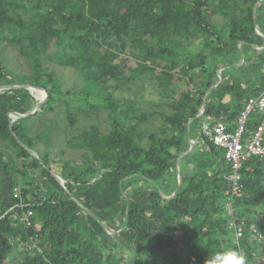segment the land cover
<instances>
[{"label":"trees","instance_id":"trees-1","mask_svg":"<svg viewBox=\"0 0 264 264\" xmlns=\"http://www.w3.org/2000/svg\"><path fill=\"white\" fill-rule=\"evenodd\" d=\"M259 47L264 0H0V86H17L0 89V264H203L226 247L264 264V157L231 196L204 134L264 90ZM158 69L173 81L145 80Z\"/></svg>","mask_w":264,"mask_h":264},{"label":"built area","instance_id":"built-area-1","mask_svg":"<svg viewBox=\"0 0 264 264\" xmlns=\"http://www.w3.org/2000/svg\"><path fill=\"white\" fill-rule=\"evenodd\" d=\"M257 32L263 35L259 31ZM252 112H258L261 121L255 130L249 136H246V124ZM204 134L214 145L223 149L225 159L231 164V172L228 175L231 189L227 190L226 194L240 196L241 184L239 180L243 162L253 156L264 157V90L258 96L246 100L237 117L234 130L229 131L225 122L218 121L213 127L205 128ZM229 203L227 204L228 207ZM30 216H32L31 209H27L21 215L20 220L25 226L30 224ZM241 231L242 224L237 225L236 235L240 236ZM252 231L255 233L257 229L253 228Z\"/></svg>","mask_w":264,"mask_h":264},{"label":"rangeland","instance_id":"rangeland-1","mask_svg":"<svg viewBox=\"0 0 264 264\" xmlns=\"http://www.w3.org/2000/svg\"><path fill=\"white\" fill-rule=\"evenodd\" d=\"M258 49V48H256ZM260 51H254L253 52V56L256 58V59H259L260 57H264V49H258ZM255 59V60H256ZM127 64L131 67H136L137 64L135 62V60L133 59H130L127 61ZM230 71H233L234 75L236 76H240V72L238 71V69L234 66V67H230L229 68ZM254 72V69H251L250 71H247L245 72V76H248V75H251L252 73ZM144 74V78L146 81H151V82H161V83H171L173 81V74L172 75H167L166 72L162 69H158L156 71H146L145 73H142ZM59 75L67 82H71V80L74 78L73 75H72V72L70 69H65V70H61L59 72ZM177 76L175 75L174 79L176 78ZM182 80L178 81L179 83V88L181 89L184 85V82H182ZM36 91V90H35ZM38 93H41V91H36ZM151 97V96H150ZM160 122H156V126L159 125ZM80 156V152L79 151H72L70 149H67L66 150V154H65V157L66 158H69V159H74V158H78ZM0 190L4 191V192H7V182L5 180V177L3 175H0Z\"/></svg>","mask_w":264,"mask_h":264},{"label":"clouds","instance_id":"clouds-1","mask_svg":"<svg viewBox=\"0 0 264 264\" xmlns=\"http://www.w3.org/2000/svg\"><path fill=\"white\" fill-rule=\"evenodd\" d=\"M260 48L263 47L258 49ZM203 264H247V258L241 251L226 247L206 255Z\"/></svg>","mask_w":264,"mask_h":264},{"label":"water","instance_id":"water-1","mask_svg":"<svg viewBox=\"0 0 264 264\" xmlns=\"http://www.w3.org/2000/svg\"><path fill=\"white\" fill-rule=\"evenodd\" d=\"M254 17H255V13H254ZM220 79H221V76H219V81H220ZM20 87H23V88H28V89H31V90H37V91H41L42 93H44V99L42 100V101H39L37 104H36V106H35V108L34 109H36V107H38L45 99H46V96H47V93L44 91V90H42L41 88H37V87H31V86H29V85H22V86H20ZM2 88H17V86H0V89H2ZM205 104H206V95L204 96V106H205ZM34 109L31 111V112H34ZM202 112V111H201ZM27 114H20V113H17V112H13V113H10V116H26ZM10 129L12 130V126L10 125ZM22 145H24L23 143H21ZM190 146H191V148H190V150L194 147V141H190ZM187 152H189V150L188 151H186L185 153H187ZM184 153H181L180 155H179V157H181L182 155H183ZM178 157V158H179ZM178 167V166H177ZM178 169V168H177ZM179 170V169H178ZM180 183H181V175L178 173V183H177V187L180 185Z\"/></svg>","mask_w":264,"mask_h":264},{"label":"crops","instance_id":"crops-1","mask_svg":"<svg viewBox=\"0 0 264 264\" xmlns=\"http://www.w3.org/2000/svg\"><path fill=\"white\" fill-rule=\"evenodd\" d=\"M260 49H264V48H260ZM218 72H219V70H218ZM202 113V112H201ZM227 126V125H226Z\"/></svg>","mask_w":264,"mask_h":264}]
</instances>
